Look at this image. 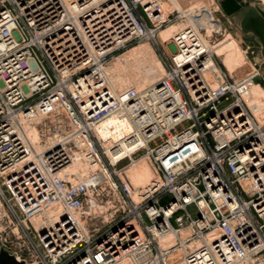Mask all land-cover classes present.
Wrapping results in <instances>:
<instances>
[{"label": "built area", "instance_id": "built-area-1", "mask_svg": "<svg viewBox=\"0 0 264 264\" xmlns=\"http://www.w3.org/2000/svg\"><path fill=\"white\" fill-rule=\"evenodd\" d=\"M162 2L69 0L65 7L61 0H15V13L1 3L0 251L17 262L264 264V121L232 89L244 84L225 77L212 91L175 76L183 100L165 81L154 88L164 89L158 96L151 90L126 104L90 90L109 56L170 22ZM250 77L247 85L258 73ZM117 114L133 124L123 139L135 149L132 159L118 157L120 146L107 148L95 130ZM35 115L50 135L40 155L17 126ZM50 121L55 126L46 130ZM56 135L67 139L59 149L48 142ZM141 151L156 177L131 193L116 181V167L125 160L130 167ZM77 153L88 160L87 182L64 173ZM107 192L113 200L103 204ZM167 196L172 200L163 203ZM102 204L111 218L124 216L106 233L88 229L86 239L75 216L88 228L102 217ZM44 213H60L63 232L37 229L33 221Z\"/></svg>", "mask_w": 264, "mask_h": 264}, {"label": "rangeland", "instance_id": "rangeland-1", "mask_svg": "<svg viewBox=\"0 0 264 264\" xmlns=\"http://www.w3.org/2000/svg\"><path fill=\"white\" fill-rule=\"evenodd\" d=\"M68 1L61 0L65 7H67ZM162 1L161 8L163 12L166 15L171 14L169 17L170 22L157 33L154 31L148 32L143 41H132L126 48L109 56L104 68L100 67L96 72L97 76L93 79L89 78L92 94L99 93L105 97V94L108 93L107 95L110 98L116 99L120 104H126L127 101L134 100L136 96L142 98L147 91L153 90L154 94L158 96L164 89L161 91L154 88L160 87L165 81H167L169 89L167 92L177 94L173 84L175 76L201 78L212 89H218L221 88L219 80L223 81L225 77H230L237 83L253 74L259 73L260 75L258 65L260 66L264 60L262 43L255 36H251L252 44H249V42L244 43L241 31V29L254 31L255 23L253 20L257 17L254 11H248L246 8L233 17L228 16L223 10L222 0ZM243 1L264 7V0ZM1 3L14 13L16 12L15 0H0V6ZM177 12L181 13L182 20L176 19ZM248 13L250 15L245 22L237 19L239 16H247ZM150 30H153L152 26H150ZM187 30L190 32H187ZM251 33L253 35V32ZM177 36H180V39H177ZM175 47L179 49V53L176 55ZM192 47H194L193 52H191ZM171 61L178 66L176 68L174 64L176 69L174 68L175 71L172 73H170ZM180 64L181 66H190V69L184 71L185 69L180 68ZM89 71L86 70V73H89ZM195 80L197 82V79ZM256 80L251 85L249 93L247 92L246 100L258 120L264 121V85H259ZM226 105H221L220 108ZM139 106L136 105L135 107L139 109ZM120 116L123 115L117 114L101 122L95 130L99 137L105 140L104 145H107V148L109 146V148L120 146L117 153L119 154L118 157H131L132 159V153L135 149L126 145L123 139L126 140L130 129H133V124L128 121H121ZM34 118L25 122L20 120L17 126L33 145L35 153L40 155L46 151V146L41 145V141H45L50 135L47 132H42L44 127L42 128L41 123L43 124L44 120L41 116ZM44 125L47 126H45L46 130L48 128L53 130L55 126L51 121L44 122ZM61 138V136L56 135L53 139L48 140L52 145H50V148H61L63 143L67 141V139ZM108 139H112L113 142L107 143ZM141 143L144 144V142ZM108 155L109 158H112L115 154L108 153ZM70 159L72 163L64 173L76 175L81 183L87 182L90 167L86 156L77 153L71 156ZM134 159H136V162L130 167H128L129 160L119 163L116 167L118 172L121 171L119 173L120 178H116V181L118 184L131 186V193L137 187L147 184L152 178L156 177L154 167L150 160L145 157L144 151L138 153ZM102 200L103 204H106L109 200H113V197L109 196L107 192ZM123 200H125L124 197ZM171 200V196H167L163 203ZM103 206L105 207L101 209L102 217L98 220H90L88 228L80 222L79 216H75L76 225L81 231L84 230L86 239L88 238V229L93 233L94 229L99 227L101 228L100 233H106L115 222L120 223L124 216L122 212L117 213L115 219H113L110 210L108 211L109 206ZM190 212L194 217H197V212L193 207L190 208ZM60 216V213L57 216L55 213L51 215L44 213L36 217L33 223L37 229L45 228L44 231L47 229V231L55 233L63 232V230H58L56 227ZM170 236H173V231L170 232ZM171 242L170 238L166 243L170 244ZM201 245L202 243H197L196 247L199 248Z\"/></svg>", "mask_w": 264, "mask_h": 264}, {"label": "water", "instance_id": "water-1", "mask_svg": "<svg viewBox=\"0 0 264 264\" xmlns=\"http://www.w3.org/2000/svg\"><path fill=\"white\" fill-rule=\"evenodd\" d=\"M221 6L228 16L235 15L236 13L240 12L244 7L255 8L264 22V7H261L258 4L247 3L244 2L243 0H222ZM254 27L262 41L263 49H264V23H260L258 25H255ZM0 264H22V263L17 262L13 257L8 255L6 252L0 251Z\"/></svg>", "mask_w": 264, "mask_h": 264}, {"label": "crops", "instance_id": "crops-1", "mask_svg": "<svg viewBox=\"0 0 264 264\" xmlns=\"http://www.w3.org/2000/svg\"><path fill=\"white\" fill-rule=\"evenodd\" d=\"M247 9H248V11H254L255 15H257V17L253 20V22L255 23V25H258L260 23H264L263 20H262V18H261V16L259 15L258 11L255 8H247ZM244 10L245 9H243L242 11H244ZM240 12H238L237 14H240ZM249 15L250 14L248 13L247 16H244V17H240L239 16V18H237V19H239L242 22H245V20L247 19V17ZM234 16H236V15H233V17ZM241 31H242V35H243L242 37H243L244 43L249 42V44H252L253 42L251 41V36H253V37L255 36V37H257L259 39V41H261V39H260V37L257 34V32H256L255 29H254V31L248 30V29H241ZM251 32H253V35H252ZM261 43H262V41H261ZM262 46H263V44H262ZM262 52L264 54V49H262ZM258 67L260 69V75L257 78L256 82L259 85L263 86L264 85V60L262 61V64L260 66L258 65Z\"/></svg>", "mask_w": 264, "mask_h": 264}, {"label": "bare ground", "instance_id": "bare-ground-1", "mask_svg": "<svg viewBox=\"0 0 264 264\" xmlns=\"http://www.w3.org/2000/svg\"><path fill=\"white\" fill-rule=\"evenodd\" d=\"M237 14V13H236ZM9 29H11V27H9ZM232 48V47H231ZM258 75H259V73H258ZM250 78L251 77H249V78H246V79H244V80H241V81H238L237 83H242V84H244V87L245 88H242L241 89V87L239 88V86L241 85H236V87H234V88H232L233 90H235V91H238V92H240V94L242 95V97H243V99H244V101L246 102V104L248 105V107L250 108V106H249V104H248V102H247V100H246V98H247V95H248V91L251 89V85L253 84V82H251L250 83V85H247L246 83L247 82H250V81H248V80H250ZM184 79V81H186L187 82V84L189 85V87H191V82L193 81L195 84H198V83H200V82H202V83H205V81L204 80H202L201 78H197V77H192V76H188L187 78L185 77V78H183ZM195 79H197V82H196V80ZM190 80V81H189ZM199 81V82H198ZM206 84V83H205ZM207 85V84H206ZM212 91H216L217 89H212L211 87H209ZM177 91V90H176ZM248 92V93H247ZM177 93V95H179V99H181V100H183V98H184V93H183V91H180V92H176ZM251 110V109H250ZM252 111V110H251ZM252 113H253V111H252ZM254 114V113H253ZM34 117H36V115L34 116ZM255 117H256V115H255ZM257 118V117H256ZM22 122H25V121H23V120H21ZM28 121V120H27ZM30 121V120H29ZM18 124V123H17ZM164 238H165V242H167V240L168 239H170L171 238V236H170V233H169V235L167 236V235H165L164 236Z\"/></svg>", "mask_w": 264, "mask_h": 264}, {"label": "flooded vegetation", "instance_id": "flooded-vegetation-1", "mask_svg": "<svg viewBox=\"0 0 264 264\" xmlns=\"http://www.w3.org/2000/svg\"><path fill=\"white\" fill-rule=\"evenodd\" d=\"M246 8H251V7H244L243 9H246ZM243 9H242V10H243Z\"/></svg>", "mask_w": 264, "mask_h": 264}]
</instances>
